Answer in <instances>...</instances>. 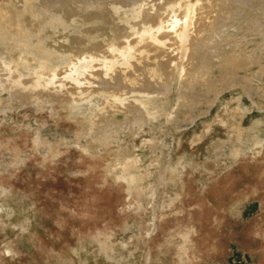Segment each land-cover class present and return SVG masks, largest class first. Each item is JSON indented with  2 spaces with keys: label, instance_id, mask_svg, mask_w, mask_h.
Returning a JSON list of instances; mask_svg holds the SVG:
<instances>
[{
  "label": "rangeland",
  "instance_id": "1",
  "mask_svg": "<svg viewBox=\"0 0 264 264\" xmlns=\"http://www.w3.org/2000/svg\"><path fill=\"white\" fill-rule=\"evenodd\" d=\"M172 1L0 0V264H264V0Z\"/></svg>",
  "mask_w": 264,
  "mask_h": 264
},
{
  "label": "bare ground",
  "instance_id": "2",
  "mask_svg": "<svg viewBox=\"0 0 264 264\" xmlns=\"http://www.w3.org/2000/svg\"><path fill=\"white\" fill-rule=\"evenodd\" d=\"M169 1H170V0H169ZM199 1H200V3H201V5H200V6H201V11H200V13H204V14H206L204 17H207V11H208V12L210 11L209 14H212V13H211V10H212V9H217V7L220 6L219 3H221V2H218V0H199ZM172 2H174V0H173ZM235 2H236V1H235ZM221 4H222V3H221ZM251 4H252V3H251ZM263 4H264V3H263ZM222 5H223V4H222ZM238 5H239V3H238ZM238 5H237V6H238ZM259 5H260V4H259ZM224 6H225V5H224ZM155 7H156V6H155ZM232 7H233V6H232ZM244 7H245V6H244ZM257 7H258V6H257ZM218 8H219V7H218ZM220 8H221V7H220ZM220 8H219V9H220ZM229 8H230V7H229ZM247 8H248V7H247ZM250 8H251V7H250ZM219 9H218V10H219ZM260 9H261V8H260ZM236 10H237V9H236ZM258 10H259V9H258ZM239 11H240V10H239ZM253 11H254V10H253ZM261 11H262V10H261ZM212 12H213V10H212ZM215 12H217V11H215ZM215 12H213V13H215ZM235 12H236V11H235ZM241 12H242V11H241ZM69 13H70V12H69ZM180 13H181V12H180ZM225 13H226V12H225ZM244 13H245V12H244ZM244 13H242V15H243ZM246 13H247V12H246ZM209 14H208V15H209ZM217 14H218V13H217ZM217 14H216V15H217ZM235 14H237V13H235ZM156 15H157V14H156ZM197 15H198V14H197ZM157 16H158V15H157ZM213 16H214V15H213ZM213 16H212V17H213ZM217 16H218V15H217ZM219 16H221V15L219 14ZM223 16H224V15H223ZM256 16H257V15H256ZM256 16H254V17H256ZM261 16H262V15H261ZM155 17H156V16H155ZM197 17H198V16H197ZM259 17H260V15H259ZM152 18H153V17H152ZM207 18H208V17H207ZM207 18H206L205 20H207ZM222 18H223V17H222ZM224 18H225V16H224ZM198 19H199V18H198ZM209 19H210V16H209V18H208V21H206V24H207V22H209ZM231 19L233 20V18H231ZM7 20H8V19H7ZM200 20H201V19H200ZM205 20H203L202 22H199L200 25H202L203 22H204ZM210 20H211V19H210ZM214 20H215V19H214ZM214 20H213V21H214ZM155 21H156V20H155ZM196 21H197V20H196ZM218 21H219V20H218ZM251 21H252V20H251ZM253 21H254V20H253ZM211 22H212V20H211ZM216 22H217V21H216ZM219 22H220V21H219ZM219 22H218V23H219ZM196 23H197V22H196ZM201 23H202V24H201ZM204 23H205V22H204ZM246 23H247V22H246ZM258 23H259V22H257V24H258ZM153 24H154V23H153ZM208 24H209L208 27H210L211 25L213 26V22H212V24H210V22H209ZM250 24H251V23H250ZM19 25H20V24H19ZM198 25H199V24H198ZM198 25H197L196 28H198ZM204 26H205V25H204ZM220 26H221V24H220ZM222 26H223V25H222ZM202 27H203V26H202ZM260 27H261V26H260ZM189 28H190V27H189ZM196 28L193 29V32H195L194 30H196ZM210 28H211V27H210ZM255 28H256V27H255ZM255 28H254V30H256ZM178 29H179V27H178ZM199 29H201V28H199ZM214 29H215V28H214ZM220 29H221V27H220ZM188 30H189V29H188ZM188 30H187V34L190 33V31H189V33H188ZM202 30H203V31L205 30L204 27H203ZM217 30H219V28H218ZM223 30H225V29H223ZM177 31H178V30H177ZM177 31H175V32H177ZM209 31H210V30H209ZM153 32H155V30H154ZM153 32H152V33H153ZM162 32H163V31H161V34H162ZM181 32H182V31H181ZM197 32H198V31H197ZM213 32H214V31H213ZM221 32H222V31H221ZM227 32H228V31H227ZM258 32H259V31H258ZM163 33H164V32H163ZM195 33H196V32H195ZM256 33H257V32H256ZM100 34H101V33H100ZM158 34H160V33H158ZM165 34H166V33H165ZM177 34H178V33H177ZM192 34H193V33H192ZM197 34H199V33H196V35H197ZM179 35H181V34L179 33ZM193 35H194V34H193ZM196 35H195V36H196ZM213 35H214V33H213ZM217 35H218V34H217ZM162 36H163V35H162ZM168 36H169V35H168ZM190 36H191V34H190ZM159 37H161V36H159ZM159 37H158V38H159ZM170 37H171V36H170ZM170 37H168V38H170ZM70 38H71V37H70ZM164 38H165V37H164ZM172 38H173V37H172ZM176 38H177V37H176ZM176 38H173V39H176ZM192 38H195V37H192ZM192 38H191V40H192ZM212 38H213V37H212ZM132 39H133V38H132ZM161 39H162V38H161ZM161 39H160V40H161ZM173 39H172V40H173ZM232 39H234V38H232ZM134 40H135V39H134ZM164 40H166V38H165ZM194 40H195V39H193V41H194ZM200 40L202 41V38H200ZM169 41H170V40H169ZM181 41H182V40H181ZM189 41H190V40H189ZM198 41H199V39H198ZM208 41H209V40H208ZM116 42H117V41H116ZM129 42H130V41H129ZM136 42H137V41H136ZM191 42H192V41H191ZM191 42H190V43H191ZM203 42H205V40L202 41V43H203ZM144 43H145V42H144ZM144 43H143V46L145 45ZM177 43H178V42H177ZM195 43H196V42H195ZM205 43H206V42H205ZM207 43H208V42H207ZM211 43H212V42H211ZM224 43H225V42H224ZM168 44H170V43H168ZM174 44H175V43H174ZM191 44H192V43H191ZM199 44H200V43H199ZM119 45H120V44H119ZM124 45H125V44H124ZM188 45H189V44H188ZM234 45H235V44H234ZM115 46H116V45H115ZM130 46H131V44H130ZM137 46H138V45H137ZM137 46H136V47H137ZM150 46H151V45H150ZM173 46H174V45H173ZM189 46H192V47H193V45H189ZM189 46H188V47H189ZM203 46H204V45H203ZM121 47H122V46H121ZM121 47H120V48H121ZM148 47H149V46H148ZM148 47H147V48H148ZM159 47H160V46H159ZM186 47H187V46H186ZM94 48H95V47H94ZM120 48L117 49V46H116V49H113V50L111 51L112 54H111V53H110V54L108 53V54H109L108 56H110V57H106V58H109V60H108L107 62L104 63V64L106 65V67L109 66V67L111 68V67L117 65V61H116V59H117L118 57H120L118 53H121V55H123V54H125V50L127 49L126 47H125V48L123 47L125 50L122 51ZM139 48H140V47H139ZM147 48H145L146 51H148L150 48H153V47H150L149 49H147ZM221 48H222V47H221ZM92 49H93V48H92ZM153 49H154V48H153ZM176 49H177V48H176ZM186 49H187L186 52H189V51H188L189 49H188V48H186ZM201 49H202V48H201ZM206 49H207V48H206ZM214 49H215V48H214ZM134 50H135V49H134ZM134 50H132V51H134ZM136 50H137V49H136ZM209 50H210V49H209ZM153 51H156V50L154 49V50H152L151 52L149 51V53H152ZM162 51L164 52V50H162ZM194 52H195V51H194ZM196 52H198V51H196ZM129 53H130V52H129ZM153 53H154V52H153ZM155 53H156V52H155ZM198 53H199V52H198ZM202 53L204 54V52H201V54H202ZM207 53H208V52H207ZM94 54H96V53H94ZM94 54H93V55H94ZM97 54H98V53H97ZM97 54H96V55H97ZM132 54H133V53H132ZM132 54H131V55H132ZM157 54H158V52H157ZM162 54H163V53H162ZM164 54H165V53H164ZM186 54H187V53H186ZM188 54H190V53H188ZM193 54H194V53H193ZM201 54H200V55H201ZM203 54H202L201 56H204ZM200 55H199V56H200ZM99 56H100V55H99ZM136 56H137V54H136ZM145 56H146V54H145ZM188 56H190V55H188ZM199 56H198V57H199ZM78 57H79V56H78ZM100 57H102V56H100ZM137 57H138V56H137ZM149 57H151V56H149ZM186 57H187V56H186ZM102 58H103V57H102ZM122 58H123V57H122ZM156 58H158V57L156 56ZM159 58H160V57H159ZM165 58H166V55H165ZM173 58H174V57H173ZM173 58H172V59H173ZM192 58H193V57L189 58V60H193ZM123 59H124V58H123ZM136 59H137V58H136ZM152 59H153V57H152ZM170 59H171V58H170ZM172 59H171V60H172ZM187 59H188V58H187ZM202 59H203V58H202ZM150 60H151V59H150ZM158 60H159V62H160V59H158ZM200 60H201V59H200ZM207 60H208V57H207ZM237 60H238V59H237ZM161 61H163V60H161ZM202 61L204 62V60H201V62H202ZM210 61H211V60H210ZM93 62H94V61H93ZM156 62H157V61H156ZM186 62H187V60H186ZM207 62H208V61H207ZM130 63H131V62H130ZM157 63H158V62H157ZM161 63L164 64V62H161ZM169 63H170V62H169ZM188 63H189V62H188ZM94 64H95V63H94ZM132 64H133V63H132ZM98 65H100V64H98ZM145 65H146V64H145ZM95 66H96V65H95ZM160 66H161V64H160ZM166 66H167V65H166ZM190 66H191V65H190ZM162 67H163V66H162ZM185 67H186V66H185ZM201 67H203V66L201 65L200 68H201ZM204 67H205V66H204ZM89 68H90V67H89ZM117 68H118V67H117ZM167 68H168V67H167ZM99 69H100V68H99ZM101 69H102V68H101ZM107 69H108V67H107ZM164 69H165V68H164ZM188 69H189V67H188ZM197 69H198V68H197ZM201 69L203 70V68H201ZM96 70H97V69H96ZM161 70H162V69H161ZM172 70H173V69H172ZM209 70H210V69H209ZM200 71H201V70H200ZM99 72H101V71H99ZM129 72H131V71H129ZM171 72H172V71H171ZM101 73H103V71H102ZM173 73H174V72H173ZM60 74H61V73H60ZM128 74H129V73H128ZM101 75H102V74H101ZM116 75H117V74H116ZM129 75H130V74H129ZM173 75H174V74H173ZM173 75H172V76H173ZM179 75H180V74H179ZM188 75H189V74H188ZM92 76H93V75H92ZM114 76H115V75H114ZM90 77H91V76H90ZM101 77H103V76H101ZM112 77H113V76H112ZM146 77H148V76H146ZM81 78H82V77H81ZM115 78H116V77H115ZM144 78H145V77H144ZM148 78H149V77H148ZM78 79H79V78H78ZM80 80H81V79H80ZM83 80H84V79H83ZM88 80H89V79H88ZM114 80H115V79H114ZM143 80H144V79H143ZM146 80H147V79H146ZM210 80H211V79H210ZM33 81H34V80H33ZM33 81H32V82H33ZM89 81H90V80H89ZM108 81H109V80H108ZM144 81H145V80H144ZM207 81H208V80H207ZM26 82H27V81H26ZM90 82H91V81H90ZM146 82H147V81H146ZM116 83H117V81H116ZM116 83H115V84H116ZM118 83H119V82H118ZM67 84H68V83H67ZM85 84H86V83H85ZM105 84H106V83H105ZM110 84H112V83L108 82V83H107V86L109 87ZM112 85H113V84H112ZM112 85H110V87H111ZM68 87H70V86H68ZM68 87H67V89H68ZM73 87H75L74 84H73ZM85 87H86V86H85ZM112 87H114V86H112ZM111 89H113V88H111ZM74 90H75V89H73V91H74ZM82 90H83V88H82ZM115 92H116V91H115ZM115 92H114V94H115ZM17 93H19V92H17ZM74 93H75V92H74ZM26 94H27V93H26ZM23 98H24V97H23ZM24 99H25V98H24ZM134 110H135V109H134ZM108 111H110V110H108ZM95 131H96V130H95ZM98 131H99V130H98Z\"/></svg>",
  "mask_w": 264,
  "mask_h": 264
}]
</instances>
